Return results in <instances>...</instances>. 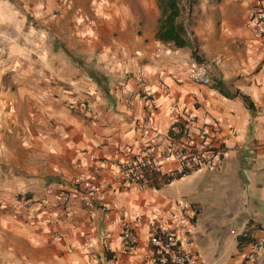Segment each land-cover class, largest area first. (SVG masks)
Wrapping results in <instances>:
<instances>
[{
	"label": "crops",
	"instance_id": "crops-1",
	"mask_svg": "<svg viewBox=\"0 0 264 264\" xmlns=\"http://www.w3.org/2000/svg\"><path fill=\"white\" fill-rule=\"evenodd\" d=\"M261 2L180 0V47L158 38L159 0H0V264H144L151 224L169 226L179 203L197 210L202 264H245L264 238V35L252 15ZM201 65L211 85L189 79ZM181 111L219 120L220 165L160 187L179 169L169 160L145 190L113 185L111 160L147 145L161 156ZM81 177L108 194L107 213L75 201L36 225L18 211L22 196Z\"/></svg>",
	"mask_w": 264,
	"mask_h": 264
},
{
	"label": "built area",
	"instance_id": "built-area-1",
	"mask_svg": "<svg viewBox=\"0 0 264 264\" xmlns=\"http://www.w3.org/2000/svg\"><path fill=\"white\" fill-rule=\"evenodd\" d=\"M63 1L71 8L70 0ZM252 15L255 33L264 35V2L252 10ZM88 21L92 23L90 19ZM189 79L197 84H212L207 65L192 70ZM139 82L142 83L143 80L139 79ZM144 93L148 111L154 112L159 105L148 91ZM131 97L132 93L126 101L128 106L132 103ZM146 128L153 129V125L147 122ZM219 130V120L210 117L198 118L190 112L181 111L167 132V147L162 155H157L155 146L147 145L140 152H126L123 160H111L118 168L111 183L124 191L134 186L145 190L150 185V176L159 174L162 164L169 160L176 161L179 169L176 175L161 176L160 187L166 186L174 178L186 177L202 170H213L225 158V152L217 137ZM106 196L108 194L93 180L81 177L74 183L61 184L57 188L48 186L41 198L22 196L18 201V211L26 219L32 220L33 224L39 225L45 221L43 213L57 212L56 217L59 219L58 210L67 208L75 201L80 202L90 213L97 209L107 213L108 204L104 203ZM100 202L103 204L98 208ZM196 211L188 203H179L169 226L157 222L151 224L148 241L150 254L144 264H202L199 259V245L192 231ZM105 236L104 234L102 242L108 248V239ZM122 237L125 253L133 254L138 244L133 223H125ZM245 264H264V238L252 242Z\"/></svg>",
	"mask_w": 264,
	"mask_h": 264
},
{
	"label": "trees",
	"instance_id": "trees-1",
	"mask_svg": "<svg viewBox=\"0 0 264 264\" xmlns=\"http://www.w3.org/2000/svg\"><path fill=\"white\" fill-rule=\"evenodd\" d=\"M222 1V0H216ZM180 0H159V5L162 10L161 28L158 38L164 41H171L180 47L189 45V42L184 39L186 30L181 23H177L181 16L182 10L179 6ZM244 239V237H242Z\"/></svg>",
	"mask_w": 264,
	"mask_h": 264
}]
</instances>
